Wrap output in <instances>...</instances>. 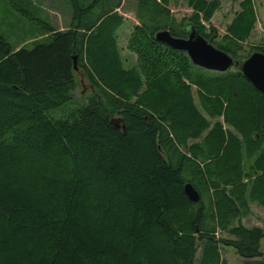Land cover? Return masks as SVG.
I'll use <instances>...</instances> for the list:
<instances>
[{
  "label": "trees",
  "instance_id": "1",
  "mask_svg": "<svg viewBox=\"0 0 264 264\" xmlns=\"http://www.w3.org/2000/svg\"><path fill=\"white\" fill-rule=\"evenodd\" d=\"M167 1L61 0L71 23L60 31L39 22L49 41L13 50L0 36V264H196L199 251L198 264H217L219 246L241 264H264V230L241 224L248 208L226 189L236 187L243 144L264 149V96L238 68L204 70L155 40L192 28L240 64L264 54L242 55L254 13L242 4L219 39L203 23L213 4L197 0L178 22ZM117 10L138 22V70H123L115 52ZM81 70L92 94L48 117L74 101ZM191 86L209 119L233 131L197 110ZM116 116L123 130L109 125ZM257 165L254 183L264 186Z\"/></svg>",
  "mask_w": 264,
  "mask_h": 264
},
{
  "label": "rangeland",
  "instance_id": "2",
  "mask_svg": "<svg viewBox=\"0 0 264 264\" xmlns=\"http://www.w3.org/2000/svg\"><path fill=\"white\" fill-rule=\"evenodd\" d=\"M61 0H0V36L3 37L13 50L21 47L31 48L38 43L47 42L50 36L40 28V23H45L60 31L67 30L71 23L69 10L61 6ZM197 0H168L167 9L175 17L176 21L191 16L193 13L192 4ZM208 4H213V16L210 22H204L206 31L214 28L220 39L227 34V27L233 21L234 17L240 12L242 4H248L254 13L256 23L248 40L243 43L244 52L248 54L252 48H264V0H204ZM125 2V0H123ZM124 4V3H123ZM121 16V24L114 30L113 37L116 46V54L120 58L121 67L125 71L138 70L140 67L138 54L134 52L132 46V33L134 27L138 24L132 14L117 10ZM76 87L73 91L74 101L48 112V117L59 119L67 116L71 110L79 106V103H85L86 98L92 94V83L87 79L83 71L75 72ZM95 80L97 78L95 77ZM144 81V79H143ZM188 84V81L182 82ZM145 82V81H144ZM194 105L197 110L206 118L209 117L200 109L199 100L195 93V88L191 86ZM142 88L141 91H143ZM211 122L219 121L223 130H231L230 126L222 123V117L209 119ZM259 135H253V140H259ZM191 142H188V145ZM261 147V143H260ZM263 148L251 154L244 144L242 146V156L240 163V175L236 187H227V194L230 199L242 207L245 202L248 212L240 218L243 226L259 227L264 230V189L262 184H255V179L261 175L260 167L264 166L262 158ZM233 190V192H231ZM233 220L230 225L236 224ZM226 233L222 230L216 232V237H225ZM263 247V244H262ZM201 251L197 254L199 263ZM219 260L217 264H241L242 259L237 256L232 249L224 246L218 247Z\"/></svg>",
  "mask_w": 264,
  "mask_h": 264
},
{
  "label": "water",
  "instance_id": "3",
  "mask_svg": "<svg viewBox=\"0 0 264 264\" xmlns=\"http://www.w3.org/2000/svg\"><path fill=\"white\" fill-rule=\"evenodd\" d=\"M155 40L175 51L184 52L194 66L204 70L224 73L238 68L245 80L264 96V54L261 52L252 53L239 64L231 56L211 45L192 28L186 29V38L173 37L165 30L156 33ZM73 64L77 69L76 56H73ZM121 122V118L116 116L110 119L109 125L115 130H123L124 125ZM184 191L190 202L198 201V194L189 184L185 185Z\"/></svg>",
  "mask_w": 264,
  "mask_h": 264
}]
</instances>
